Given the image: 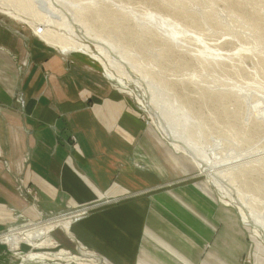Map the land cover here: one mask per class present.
I'll use <instances>...</instances> for the list:
<instances>
[{
	"label": "rangeland",
	"instance_id": "1",
	"mask_svg": "<svg viewBox=\"0 0 264 264\" xmlns=\"http://www.w3.org/2000/svg\"><path fill=\"white\" fill-rule=\"evenodd\" d=\"M65 1L79 4L77 8L67 4L66 7L70 12L76 11L80 15L91 35L107 37L118 46L119 51L108 43L110 58L117 66L122 65L120 55L127 52L139 64L140 69L149 74L148 79L153 82L151 85L156 86L151 88L148 80L143 78L138 81L139 84L119 82L116 77H109L101 64L88 57V54L64 51L58 42L53 43L52 40L58 35L68 36V32L49 21L48 12L41 2L34 4V0H0V18L11 19L16 34L23 40V53L15 52L14 55L15 66L20 75L28 67H32L33 63L43 62L36 60V49L40 48L41 51H46V57L55 55L67 63H73L71 57L74 55L95 67L103 81L125 95L132 101L133 109L138 111L145 127L142 137L145 148L143 156L157 165L160 178H167V183H163L169 184L166 189L189 186L193 189L197 184L200 187L192 194L204 201L205 183L214 195L215 214L220 213L223 218L228 215L222 214V208L232 209L236 222L242 229L247 247L238 256V264H259L258 260H262L261 263L264 264L263 236L255 234L252 225H245L239 204L230 199L224 190L219 189L210 176L200 173L194 157L173 147L163 135L156 119L158 113L163 116V113L168 112L167 108H162V100L175 99L188 115L187 123L190 125L186 135L205 152H212L210 161H216L215 164L221 167L219 173H222L219 175L233 195L246 201L258 216L264 217V0ZM148 12L155 17L168 19L169 26L157 25L158 19H154L156 25L149 20L143 23ZM173 28L179 30L176 41L166 36L168 33L164 31L169 32ZM81 40L90 44L88 39ZM92 53H98L95 47L92 48ZM130 71L134 76L140 77L137 70ZM155 87H163L164 92L161 93ZM157 93H160L158 98ZM139 98L144 100L142 104ZM20 99L22 100L21 97ZM157 101L162 103L158 104ZM171 115L169 125L177 124L179 119L175 114L173 117ZM70 139L76 141L74 136ZM230 161H236L235 165L230 166ZM146 164L143 163L140 167L147 169ZM99 202L102 201L97 204ZM180 203L183 204L179 202V205ZM83 208L85 209L80 207L78 212L70 213L66 205L59 213H47L40 220L37 219L38 215L34 219L30 216L26 219L23 217L14 225L0 229V234L30 223L47 222L51 218L54 221L57 217L72 216L68 223L71 225L76 216H86L88 210L92 209L85 206ZM165 219L159 217L157 227L161 230L169 228ZM221 223L223 227V221ZM219 231L220 229L216 235ZM188 232L191 235H185L191 241L196 240L193 239L192 231ZM226 232L228 239L237 240V231L231 229ZM48 235L52 238V245H40L35 241L37 243L31 246L19 245L20 248L14 252H10L5 245V251L0 254L3 256V264H107L97 253L75 238L71 239L61 224L51 227ZM57 235L59 239H56ZM237 236L242 238L238 232ZM212 244L213 241L210 247ZM210 247L206 248L200 259L206 258ZM60 250L67 253L56 255ZM226 257L222 255L223 264ZM146 258L148 262L144 264H157L154 256Z\"/></svg>",
	"mask_w": 264,
	"mask_h": 264
},
{
	"label": "crops",
	"instance_id": "2",
	"mask_svg": "<svg viewBox=\"0 0 264 264\" xmlns=\"http://www.w3.org/2000/svg\"><path fill=\"white\" fill-rule=\"evenodd\" d=\"M22 43L11 19L0 18V229L85 206L93 210L68 225L70 237L107 264H144L147 256L157 264H223V254L224 264H238L247 243L234 211L215 214L205 183L204 201L192 194L197 184L166 189L167 178L143 156L145 127L132 101L88 62L46 57L39 46L43 62L20 75L14 55ZM160 216L169 228L157 227ZM231 229L242 238L228 239ZM5 248L1 242L0 254Z\"/></svg>",
	"mask_w": 264,
	"mask_h": 264
},
{
	"label": "bare ground",
	"instance_id": "3",
	"mask_svg": "<svg viewBox=\"0 0 264 264\" xmlns=\"http://www.w3.org/2000/svg\"><path fill=\"white\" fill-rule=\"evenodd\" d=\"M37 1L41 2L42 5L45 6L48 12V15H49V21L54 22L59 27L63 28L65 31L68 32V36L58 35L57 38L55 37L56 39H53L50 37L51 40L53 39L52 40L53 43L58 42L60 46L64 49V51L67 50V51H72V52H78L81 54L83 53V55L88 54L87 55L88 57L94 59L99 64H101L105 73L109 77H113V78L116 77V79L119 82H126V83L133 82V83L139 84L138 81H142L141 78H143L144 80H148V84L151 88H153V86H156V85H153V86L151 85L153 84V82L151 83L150 79H148L150 78L149 74L146 71H144V69H140L139 64L136 63V61L132 60L127 52L126 53L128 55L126 53H122L120 55L122 59H119V60L123 66L122 65L117 66L115 64V62L110 58L111 50L108 47V45L110 44L112 48H115L117 50L118 46L114 43V41L107 37L100 36L98 34L91 35V33L88 31L89 28L85 24H83L84 21L83 19L80 18V15L77 14L76 11L70 12V9L66 7V4L68 6L76 7V6H79L78 3L70 2V1H68L67 3L65 0H34V4L38 3ZM154 19H158L157 25L161 27H164L163 25L169 26L170 24L168 19L166 20L163 17L162 18L155 17V15L150 14V13L146 17V19L142 20V22L145 23L144 22L145 20L155 22ZM155 25H156V22H155ZM156 29L158 28L156 27ZM164 31L168 33V35L166 36H168L172 41L174 40L176 41V39L178 40L177 34L179 33V30H177L176 28L169 30V32L167 30H164ZM82 38H85L86 40L88 39L90 44L82 42L81 40ZM91 45L95 47L96 51L98 52L97 54L92 53V48L94 47H91ZM127 65L130 67H128ZM126 68L128 69L126 70ZM130 68L137 70L140 74V77L134 76L135 74L133 72L131 73ZM162 89H158V90L161 93H163L164 89L163 90ZM158 95L160 96V93H157V98H158ZM161 97H165V96H161ZM138 100L141 104L144 101V100L142 101V99L140 98ZM162 101L164 103H162L161 101H157L156 103L158 104L162 103V108H165L164 110H166L167 108L168 112L167 114L163 113L164 117L161 116L160 113H158V117L156 119L159 122L158 124L160 128L162 129L163 135L170 140L173 147H175L176 149H180L181 151L186 152V154H190L192 157H194V159L196 160L195 162L196 167L199 169L200 173H205L206 175L210 176L212 178L211 180H213V182L219 186V189L224 190L230 199L235 200L239 204V207L242 213L243 222L246 225H252L254 227L253 228L254 233L257 235L260 233V235H262L264 238V217L263 215L258 216L257 213L252 209L250 205L247 204L246 201L236 198L233 195V193L228 189L227 185H225L226 183L224 184V180L222 179V177L219 175L222 173V172L219 173V170L220 171L222 170L221 167L215 164L216 161H213V162L210 161V158H212L211 157L212 152H209V151L205 152L203 148L201 149L195 141L191 140L186 135V131H188L189 125H190L189 123H187L188 115L186 111L183 110V108L180 107L179 104L176 103V100L173 98L172 99L166 98V100H162ZM173 114H175V116L179 119L178 123L169 125V122H168L169 117L170 115L173 117L174 116ZM178 131H183L185 134L183 132H178ZM234 162L236 163V161ZM234 162L230 161L229 165L230 166L235 165ZM71 217L72 216H65L61 218L57 217V219H55L54 221H53L54 218H51V219L46 220L47 222H39L38 224L30 223L28 225H25L24 227L12 229L8 233L0 234V242H2L4 246L5 245L8 246V250L10 252H14L15 250L19 249L20 248L19 245L20 246L22 245L23 247L25 245L31 246L32 244L37 243L35 241H38L37 244H40V245L41 244L52 245L53 244L52 238L48 235L49 229L51 227H54L56 224H59V225L61 224L62 227L69 233L70 229L68 225L70 224L68 223L71 220ZM75 218L79 219L81 217L76 216ZM33 229L34 231H32ZM61 253H67V251L60 250L59 253H56V255L57 254L61 255Z\"/></svg>",
	"mask_w": 264,
	"mask_h": 264
}]
</instances>
